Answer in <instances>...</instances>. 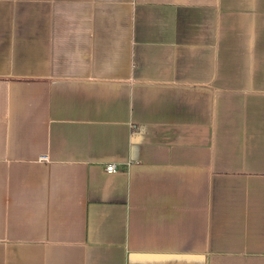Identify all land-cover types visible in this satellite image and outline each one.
I'll use <instances>...</instances> for the list:
<instances>
[{"label":"crops","instance_id":"1","mask_svg":"<svg viewBox=\"0 0 264 264\" xmlns=\"http://www.w3.org/2000/svg\"><path fill=\"white\" fill-rule=\"evenodd\" d=\"M0 264H264V0H0Z\"/></svg>","mask_w":264,"mask_h":264},{"label":"built area","instance_id":"2","mask_svg":"<svg viewBox=\"0 0 264 264\" xmlns=\"http://www.w3.org/2000/svg\"><path fill=\"white\" fill-rule=\"evenodd\" d=\"M103 170L105 173H113L116 171L115 164H106L103 166Z\"/></svg>","mask_w":264,"mask_h":264}]
</instances>
